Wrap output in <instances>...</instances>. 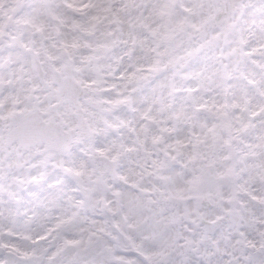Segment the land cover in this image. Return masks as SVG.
Returning <instances> with one entry per match:
<instances>
[{
	"label": "snow or ice",
	"instance_id": "snow-or-ice-1",
	"mask_svg": "<svg viewBox=\"0 0 264 264\" xmlns=\"http://www.w3.org/2000/svg\"><path fill=\"white\" fill-rule=\"evenodd\" d=\"M0 264H264V0H0Z\"/></svg>",
	"mask_w": 264,
	"mask_h": 264
}]
</instances>
